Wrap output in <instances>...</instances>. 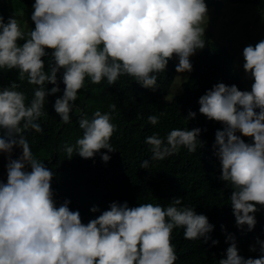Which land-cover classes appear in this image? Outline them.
I'll return each mask as SVG.
<instances>
[{
  "label": "clouds",
  "instance_id": "9594fccd",
  "mask_svg": "<svg viewBox=\"0 0 264 264\" xmlns=\"http://www.w3.org/2000/svg\"><path fill=\"white\" fill-rule=\"evenodd\" d=\"M32 9L34 26L28 29L16 15L7 20L0 15V70L14 69L20 80L36 86L30 99L15 80L0 86V153L7 159L6 182L0 180V264H175L174 229H183L187 240L218 244L209 235L214 225L208 217L179 196L167 204L112 201L105 210L94 204L89 211L99 215L82 222L69 199L57 204L51 186L55 173L33 153L26 135L43 132L38 121L45 100L61 92V83L62 94L52 107L67 123L86 83L113 85L129 76L155 91L158 74L174 58L176 73L191 72L190 57L207 42L206 0H34ZM241 55L250 90L217 82L198 98V111L222 125L212 144L219 179L231 189L236 227L252 231L256 212L264 209V39L246 45ZM116 107L110 103L109 111L96 109L90 118L80 117L82 135L64 146L68 159L97 153L105 163L111 159ZM164 114L147 120L157 125ZM195 116L189 110L185 119ZM201 131L173 128L163 136H146L151 155L140 168L181 148L195 153L205 143ZM14 148L20 150L16 158ZM221 230L226 231L223 225ZM229 241L218 264H264V239L249 245V251L259 252L256 258L241 255L232 234L226 235Z\"/></svg>",
  "mask_w": 264,
  "mask_h": 264
},
{
  "label": "trees",
  "instance_id": "16d2710c",
  "mask_svg": "<svg viewBox=\"0 0 264 264\" xmlns=\"http://www.w3.org/2000/svg\"><path fill=\"white\" fill-rule=\"evenodd\" d=\"M220 1L229 3L231 10L232 6L239 8L237 5L264 6V0ZM0 2V15L7 20L11 12L32 9L34 0ZM216 3L217 0H206L208 12L214 10L216 13L211 18L212 23L218 26L222 22V13L219 11L221 7L216 6ZM212 36L209 32L205 47L190 60L192 71L188 72V80L183 83L184 91L180 95L169 98L178 75L174 58L169 61L167 70L158 74V88L155 91L143 88L129 76H121L113 85H108L106 81L100 84L86 83L85 88L79 90L70 113V121L65 123L52 107L55 98L62 94L64 85L61 83V92L48 96L45 100L44 115L38 121L43 132L35 133L30 130L26 133L33 153L55 173L51 186L57 204L62 203L65 198L69 199L70 209H78L84 223L99 215L89 211L94 204L105 210L112 201H127L129 206L144 202L167 204L177 196L183 197L184 204L195 206L198 214H205L214 225L209 235L219 243L212 245L211 240L207 243L202 240H187L183 237V229H174L172 242L177 255L175 264H218V259L230 243L226 242L227 234L235 237L241 255L256 258L259 252L249 251V245L255 244L257 237L264 239V209L256 212L257 223L252 231H246V226L245 229L236 227L228 199L231 189L219 179L220 166L212 149L215 131L221 129L222 125L206 119L198 111V98L217 82L236 84L241 90L248 89L230 49L214 41ZM44 59L47 68L51 57ZM13 80L30 99L35 85H29L26 79L20 80L14 69L0 70V86ZM52 86L47 85L48 88ZM110 103L117 106L113 118L117 128L110 138V143L115 148V151L109 153L111 159L105 163L99 153L94 158H82L74 154L68 159L64 146L74 144L76 138L82 135L79 128L80 117L86 114L90 118L96 109L109 111ZM189 110L195 111L196 116L186 120ZM161 111L165 114L160 117L159 123L151 125L147 117L159 115ZM194 127L202 129L200 139L205 143L201 149L198 147L195 153H188L186 148H181L179 153L152 162L148 169L140 168L141 161L149 159L151 155L149 146L144 142L146 136L153 132H159L163 136L173 128ZM243 138L246 142L250 139ZM100 151L107 152V149ZM19 153L20 150L14 148L12 158H16ZM6 162V154L0 153V180L5 182ZM221 225L226 231L221 230Z\"/></svg>",
  "mask_w": 264,
  "mask_h": 264
},
{
  "label": "rangeland",
  "instance_id": "374dc122",
  "mask_svg": "<svg viewBox=\"0 0 264 264\" xmlns=\"http://www.w3.org/2000/svg\"><path fill=\"white\" fill-rule=\"evenodd\" d=\"M223 1L217 0L216 6H219V11L222 13V22L220 25L212 23L216 16L214 10L208 12L209 21L205 29V37L208 33H212L213 40L219 42L230 49L232 54L237 60L238 67L243 74V82L245 86L250 90L251 80L245 77L244 70L242 68L243 57L241 55L243 48L248 44H255L261 39H264V6L256 7L251 5H237L239 8L232 6ZM230 7V8H229ZM217 9V8H216ZM1 11V2H0ZM33 9H28L21 12H11L9 15H16L19 23L28 29L32 27V21L30 19ZM230 11V12H228ZM220 17V18H221ZM221 20V19H220ZM201 50H197L194 55L190 57V60ZM178 63V61L176 60ZM188 72L177 75L174 85L171 88L169 98H174L175 95L183 93V83L188 80ZM179 87V88H177Z\"/></svg>",
  "mask_w": 264,
  "mask_h": 264
}]
</instances>
